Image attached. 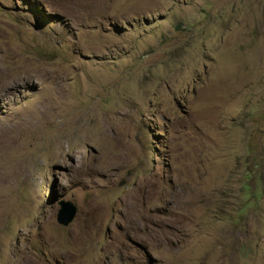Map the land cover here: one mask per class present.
I'll use <instances>...</instances> for the list:
<instances>
[{"label": "rangeland", "instance_id": "rangeland-1", "mask_svg": "<svg viewBox=\"0 0 264 264\" xmlns=\"http://www.w3.org/2000/svg\"><path fill=\"white\" fill-rule=\"evenodd\" d=\"M0 264H264V0H0Z\"/></svg>", "mask_w": 264, "mask_h": 264}, {"label": "water", "instance_id": "water-1", "mask_svg": "<svg viewBox=\"0 0 264 264\" xmlns=\"http://www.w3.org/2000/svg\"><path fill=\"white\" fill-rule=\"evenodd\" d=\"M59 206L60 209L58 210L56 215L57 223L62 226H67L73 220L76 214V208L69 201H62L59 203Z\"/></svg>", "mask_w": 264, "mask_h": 264}, {"label": "bare ground", "instance_id": "bare-ground-1", "mask_svg": "<svg viewBox=\"0 0 264 264\" xmlns=\"http://www.w3.org/2000/svg\"><path fill=\"white\" fill-rule=\"evenodd\" d=\"M6 83H7V81L5 82V84H6ZM1 85H2V84H1ZM5 86H6V85H5ZM5 86H4V87H5ZM9 130H11V129H9Z\"/></svg>", "mask_w": 264, "mask_h": 264}]
</instances>
